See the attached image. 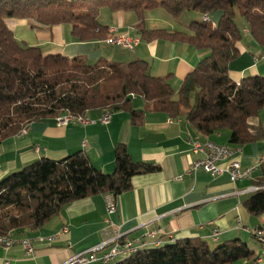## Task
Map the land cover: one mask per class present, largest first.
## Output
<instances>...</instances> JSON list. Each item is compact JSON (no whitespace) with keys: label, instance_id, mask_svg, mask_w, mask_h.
<instances>
[{"label":"trees","instance_id":"trees-1","mask_svg":"<svg viewBox=\"0 0 264 264\" xmlns=\"http://www.w3.org/2000/svg\"><path fill=\"white\" fill-rule=\"evenodd\" d=\"M102 10L135 14L142 40L186 42L204 54L183 79L176 100L169 77L151 76L143 60L88 64L81 56L43 55L39 48L16 41L5 24L6 19H18L42 26L70 25L79 42L105 41L109 28L99 23ZM155 10L175 22L188 13L220 16L214 25L210 19L191 22L187 32L145 31V16ZM238 16L246 26L244 34L264 49V0H0V143L32 122L85 118L94 110L127 112L134 124H142L144 113L133 110L132 97L142 98L152 111L184 116L202 135L227 131L232 147L264 138L261 127L251 124L264 109V77L234 83L228 76L243 38L235 24ZM114 161L113 172L104 174L83 152H75L58 161L42 158L7 175L0 180V237L38 230L72 202L95 195L117 197L130 189L132 177L159 170L134 162L123 145L116 147ZM261 169L260 189L243 203L252 216L264 214V164ZM253 257L240 240L210 247L186 239L138 251L115 264H236Z\"/></svg>","mask_w":264,"mask_h":264},{"label":"crops","instance_id":"crops-1","mask_svg":"<svg viewBox=\"0 0 264 264\" xmlns=\"http://www.w3.org/2000/svg\"><path fill=\"white\" fill-rule=\"evenodd\" d=\"M156 11L155 17H151V12L146 14L145 31L187 32V28L182 30L175 25L155 22L159 17L172 20L163 10ZM198 15L191 13L190 20L197 19ZM215 16L216 22L220 14ZM99 23L114 34L128 32L139 39L136 50L125 54L126 50L104 41L79 42L73 38L70 25L42 26L31 20H5L16 41L39 48L43 55H61L69 59L81 56L88 64L100 59L143 60L147 62L151 76L169 77L175 100L183 79L204 57L186 42L140 39L138 20L131 12L102 10ZM245 31L246 28L242 32L247 44L244 46L241 40L240 54L228 67V76L234 83L246 77H264L263 48L244 34ZM249 45L259 51V56L252 55L253 61L247 55ZM132 108L144 113L142 124H134L130 115L123 111L109 112L108 123L102 124L100 120L106 112L103 110L88 112L85 118L94 123L87 125L63 124L67 116L32 122L24 132L0 143V180L42 158L58 161L75 152H83L94 168L110 174L115 166V149L123 145L134 162L159 167L155 173L132 177L130 189L114 197L116 210L109 219L125 238L140 240L147 231L161 228L164 245L186 239L206 242L210 247L232 240L246 244V238L256 242L248 230L264 227V214H248L243 203L260 189L257 183L262 175L261 166L256 167L250 178L234 183L226 174L211 177L198 171L188 175L190 165L200 158L191 153L190 142L211 141L229 146V132L202 135L184 116L172 118L152 111L140 97H132ZM251 124L260 126L264 134V109ZM239 148L240 153L233 158L242 168L253 167L264 155V138ZM219 166L223 167L224 163ZM250 188L256 190L248 191ZM111 197L110 194L95 195L72 202L38 230L12 231V237L33 241L34 255L27 256L20 245L6 251L0 246V264H63L74 254L98 245ZM214 233H217L215 241L212 239ZM48 237L55 239L36 241Z\"/></svg>","mask_w":264,"mask_h":264},{"label":"built area","instance_id":"built-area-1","mask_svg":"<svg viewBox=\"0 0 264 264\" xmlns=\"http://www.w3.org/2000/svg\"><path fill=\"white\" fill-rule=\"evenodd\" d=\"M201 19H209L208 15H203ZM108 45L121 47L122 49L133 52L136 46L139 44V40H130L128 32L123 34H114L113 30H109V36L104 41ZM63 115V114H62ZM109 119H101L100 123L107 124ZM74 122L80 125H87L94 123L91 120H83L80 117L79 121H70L66 118V123ZM62 125V124H59ZM23 129L21 132H24ZM190 151L194 155H199L200 158L196 159L187 172L188 175H194L198 171H203L209 174L211 177H216L222 174H226L231 182L241 181L250 178L251 173L256 167L264 164V155L257 159V163L253 167L242 168L239 161L233 157L240 153L239 147H232L228 145H219L211 141L196 142L192 140L190 142ZM224 163L223 167L219 164ZM254 191L256 189L250 188L248 191ZM116 210L114 197L112 196L106 207L105 226L101 230V242L89 249L88 251L77 253L71 256L63 264H109L113 257L119 256L120 253H127L132 249H140L146 247H159L164 244L162 240L163 230L156 228L144 233L140 240H128L121 234L118 229L113 225L109 216ZM252 238L260 245L261 253L264 255V227H256L252 230H248ZM217 233H214L212 239L216 240ZM55 237L37 238L36 241H52ZM171 239V238H170ZM32 240L26 238L12 237V232L4 235V241L0 242V246L6 251L14 245H20L27 256L34 255V247ZM100 253L99 256L97 254ZM259 261V260H257Z\"/></svg>","mask_w":264,"mask_h":264},{"label":"rangeland","instance_id":"rangeland-1","mask_svg":"<svg viewBox=\"0 0 264 264\" xmlns=\"http://www.w3.org/2000/svg\"><path fill=\"white\" fill-rule=\"evenodd\" d=\"M156 10L155 11H152L151 12V17H155L156 16ZM190 14L191 13H188V14H185L182 18H181V21L180 22H175V20H170V19H168V18H161V17H159L158 19H155L154 21L155 22H159V24H164L165 26L167 25V24H171L172 26L173 25H175L177 28H179V29H182V30H185L186 28H187V26L191 23V22H194V21H201L202 19V16H199V17H197V19H193L192 21L190 20ZM214 14H216V13H213L212 15H210V17H209V19H210V24H215L216 22H215V19L217 20V18H216V16L214 17ZM135 15V14H134ZM235 24H236V26H237V28L239 29V30H243L246 26H245V24L241 21V19L239 18V16L236 18V21H235ZM182 25H184V26H186V27H184V26H182ZM71 27V26H70ZM183 27V28H182ZM243 33V32H242ZM120 34H123V32L122 33H119V35ZM245 35H243V38H242V44L245 46V44H247L246 42H247V38L246 37H244ZM249 52H247V55L248 56H250V58L252 59V61H253V57H252V55L254 56V57H257V56H259V51H257L256 49H254V48H252L251 47V45H249ZM115 51H116V49H114ZM136 50V49H135ZM262 52H263V54H264V49H262ZM124 53L125 54H128V53H130L129 51H124ZM114 61H117V60H114ZM192 103H193V101H192ZM244 242H246V244H247V246H248V249L253 253V259H250V261H247V260H239V261H237L236 262V264H264V255H262V253H261V248L259 247V245L256 243V242H254L253 240H251L250 238H246L245 240H244ZM258 259L259 261H256L255 262V260L254 259ZM116 260H122L121 258H117ZM116 260L113 262V264H115L116 263Z\"/></svg>","mask_w":264,"mask_h":264},{"label":"bare ground","instance_id":"bare-ground-1","mask_svg":"<svg viewBox=\"0 0 264 264\" xmlns=\"http://www.w3.org/2000/svg\"><path fill=\"white\" fill-rule=\"evenodd\" d=\"M204 21L208 22L209 19H204ZM245 32L247 33V31H245ZM130 40H139V39H136V38H133V37L130 36ZM66 118H69L70 121H79V120H80V118H73V117H70V116H67ZM108 118H109V114H105V115L103 116L102 119H108ZM83 120H89V119H87V118H83ZM65 122H66V119H65ZM194 141L199 142V141H197V140H194ZM3 241H4V236H3V237L1 236V237H0V242H3ZM161 245H163V244H161ZM148 248H155V247H146V248H140V249H132V250H130V251L127 252V253H120L119 256L113 257V258L110 260L109 264H112L113 261H114L115 259H117V258H122V259L124 260V259L128 258L129 256H131L132 254H135V253H137L138 251H141V250H144V249H148Z\"/></svg>","mask_w":264,"mask_h":264}]
</instances>
